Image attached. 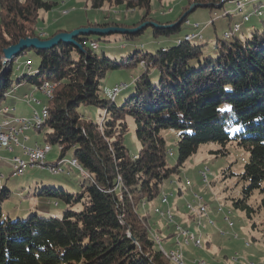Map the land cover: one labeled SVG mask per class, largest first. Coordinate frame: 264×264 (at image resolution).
Instances as JSON below:
<instances>
[{
	"label": "trees",
	"instance_id": "1",
	"mask_svg": "<svg viewBox=\"0 0 264 264\" xmlns=\"http://www.w3.org/2000/svg\"><path fill=\"white\" fill-rule=\"evenodd\" d=\"M88 1L95 10L108 4L127 11L141 10L144 16L132 26L110 20L83 29L133 31L150 19L151 0ZM186 1L188 6L221 2ZM245 3L236 5V13L243 12ZM54 6L46 0H0V105L21 84L28 83L37 92L44 85L52 86V99H46L42 107L47 115L36 114L40 122L32 129L43 135L41 148H50L45 158L56 147L59 161L45 163V168L38 170L62 174L69 155L84 178L66 181L74 192L62 186L38 192L54 207L62 206L60 214L39 215L30 210L24 218L14 219L3 214L2 205L10 198V191L0 181V264H171L150 235L146 215H139L135 207H145L158 197L164 181L177 174L200 145L214 144L219 148L216 154L222 156L227 154L228 145L244 151L246 159L239 175L244 186L241 199L232 201L233 207L243 209L254 191H264V3L254 7L260 18L258 25L239 35L240 26L234 24L231 31L222 34L223 40L214 41V56L204 55V45L192 42L196 37L200 41L201 36L191 34H185L174 46L135 51L126 58H108L98 46L101 40L114 43L116 40L109 41L112 35L131 40L145 27L135 34L101 35L98 40L79 35L73 44L26 48L3 63V50L20 40L47 41L57 35L41 38L34 26L38 12H49ZM186 17L178 25L177 20L158 24L168 27L154 28L152 37H171L180 31ZM223 17L231 21L229 13ZM248 22V16L242 18V23ZM30 55L39 60L35 68L30 59L25 60V67L33 68L32 75L12 80L14 63ZM134 67L142 70L131 85L101 91V81L109 73ZM117 86L119 91L112 96ZM123 90L128 91L127 96L118 101ZM80 107L101 111L100 121L80 114ZM123 120L133 123L140 145L136 154L129 155L124 145L127 123ZM166 131L176 136L178 158L171 168L166 163ZM57 170L59 173H52Z\"/></svg>",
	"mask_w": 264,
	"mask_h": 264
},
{
	"label": "rangeland",
	"instance_id": "2",
	"mask_svg": "<svg viewBox=\"0 0 264 264\" xmlns=\"http://www.w3.org/2000/svg\"><path fill=\"white\" fill-rule=\"evenodd\" d=\"M46 1L55 6L49 12H38L34 26L35 33L41 38H49L52 34H70L110 20L132 26L144 16V12L141 10L127 11L123 6L115 7L108 4H104L102 9L95 10L91 8L88 0ZM259 3L263 4L264 0H250L245 4L244 10L240 14L236 13V5L233 2H226L220 9L196 8L187 15L186 22L181 25L180 31L169 38L154 39L152 37L154 28L146 26L138 36L131 40L112 35L109 41L116 40L114 43L107 44L101 40L98 41V46L105 51L108 58H126L128 54L135 51L153 52L162 47L174 46L177 40L185 34H191L201 36L200 41L196 37L192 42L204 45V55L214 56L216 54L214 41L216 39L223 40L222 34L227 30L231 31L234 24L240 26L238 34H247L252 27L258 25L260 18L254 13V7ZM189 9L190 6L186 0H151L150 19L143 25L179 21V17ZM226 11L229 12L231 21H228L227 17H223L224 13H227ZM245 16L249 17L248 23H242V18ZM89 39L98 40L99 38L91 35ZM26 59L32 61L33 68L39 61L33 55L17 60L12 67V80L27 74L32 75L33 68L28 70L25 67ZM141 70L140 67H134L109 73L101 81V91L112 89L116 85H131ZM30 91L34 92L30 93ZM127 93L128 91L123 90L117 100L125 98ZM51 94H53V87ZM44 96L43 92H37L28 83L14 88L0 105L1 129L5 131L12 127L23 126V123L19 125L14 120L15 116L23 117L24 123H30V121L33 123V115H40L42 107L47 104V98ZM32 99L39 101L40 106L33 104ZM50 99H52V95ZM79 112L93 122H99L102 115V112L94 107H80ZM4 121L7 123H2ZM124 122L127 123L124 145L129 155L136 154L140 145L135 138L133 123L130 120ZM163 136L167 151L171 152V156L167 154L166 160L167 166L171 168L176 165L178 158L175 147L176 136L172 131L164 132ZM24 137L28 141L21 140V145L26 149L34 147L35 144L39 147L44 146L43 135L33 129L24 133ZM226 149L227 154L222 156L216 154V151L219 150L218 146L214 144L200 145L197 152L185 161L179 172L164 181L158 197L147 202L145 207L135 202L136 205L138 204L135 207L137 213L146 215L150 235L154 242L161 246L159 249L165 258L171 260V257L167 255L180 252L182 264H264V191H254L244 203L243 209L232 206L233 200L241 199L244 182L239 175L242 172L246 155L242 149L234 145H228ZM13 151V153H6L0 150V175L3 177L1 184L10 191V198L2 205L3 214L9 215L13 219L24 218L30 210L38 211L39 215L46 212H49L50 215L60 214L64 208L62 206L54 207L55 204H52L51 201L39 197L38 192L42 188L58 186L64 187L69 192L76 191L66 182H78L84 178V174L75 163L76 161H69L70 156L67 155L64 160L69 165H63L64 171L59 175H51L46 170L28 168L22 176L13 177L10 175L9 160L14 155H21L19 148H14ZM59 154V150L52 147L46 156V163L58 162ZM13 160L18 159L13 158L11 163ZM71 161L73 166H70ZM203 172L206 173V181L201 175ZM261 187L264 189V179ZM199 199H202V203L197 202ZM164 201L168 202L162 204ZM200 206L205 207L206 214L201 209L198 210ZM157 209L162 212L169 211L172 221L168 222L156 214ZM219 209L222 210L221 213L218 212ZM42 211L44 213H41ZM229 222L232 227L228 225ZM185 231L189 238L195 237L200 240V248L196 247L191 239L188 243L185 242V237L182 234Z\"/></svg>",
	"mask_w": 264,
	"mask_h": 264
},
{
	"label": "water",
	"instance_id": "3",
	"mask_svg": "<svg viewBox=\"0 0 264 264\" xmlns=\"http://www.w3.org/2000/svg\"><path fill=\"white\" fill-rule=\"evenodd\" d=\"M237 0H221V2L217 5H200V4H193L190 6V9L183 15V17L176 23V25L180 24L182 19L186 17L189 13L193 12L196 8H216L220 9L226 2H235ZM145 24V23H144ZM143 25V24H142ZM141 26V25H140ZM146 26H151L153 28H167L163 26H158L153 23H149L146 25H143L142 27H138L133 31H128L125 29L121 28H107V29H99V28H89V29H80L78 31H74L70 34H63V35H56L53 38L47 40V41H39L38 39H24L20 40L16 45L10 46L7 49L3 50L2 52V60L3 63L6 61H9L12 59L14 56H16L20 51L26 48H33V49H49L52 48L53 46L57 45L60 42L63 43H74L73 39L79 35L81 36H91V35H96V36H101V35H108V34H135L139 32L141 29L145 28ZM46 163V159L45 162ZM78 166V164H77ZM79 167V166H78ZM80 169V168H79ZM82 172V171H81ZM83 173V172H82ZM84 174V173H83ZM159 247V245L157 244ZM164 257V256H163ZM165 258V257H164ZM168 260L171 264H175L173 261L165 258Z\"/></svg>",
	"mask_w": 264,
	"mask_h": 264
},
{
	"label": "built area",
	"instance_id": "4",
	"mask_svg": "<svg viewBox=\"0 0 264 264\" xmlns=\"http://www.w3.org/2000/svg\"><path fill=\"white\" fill-rule=\"evenodd\" d=\"M246 1L247 0H237L234 2V4L241 5V3H245ZM93 48H95V45H93ZM51 88L52 87L50 85H47L46 87H43L42 89H40L39 92H43L46 98L48 99ZM118 91H119V87L117 86L112 90L111 95L115 96ZM32 101L33 103H36L37 105L40 104L38 101L34 99H32ZM41 115L43 118L46 117L47 112L45 108L42 109ZM34 126L35 125H25V127H23L22 130H11V132L0 133V150L11 152L14 147H21L22 150L24 151V155L26 156V160H22L18 157L15 158V159H20V168H11L10 175L13 177H18L19 172H25L28 168H37L40 170H43L45 168L44 162H45V150L46 149H43L36 145L32 148L26 149L22 147L21 144L19 143V137L23 134V132L28 129H32ZM167 154L170 155L169 153ZM52 173H59V172H52ZM201 175L203 177V180L207 179L205 174H201ZM1 180H3V177L0 175V181ZM164 202H168V201H164ZM228 225H231L232 227V224L230 222ZM186 234L187 232L185 231L184 237ZM194 243H195V246L198 247V242H194ZM172 258H175L180 261V254L177 252V254H175V257H172Z\"/></svg>",
	"mask_w": 264,
	"mask_h": 264
},
{
	"label": "bare ground",
	"instance_id": "5",
	"mask_svg": "<svg viewBox=\"0 0 264 264\" xmlns=\"http://www.w3.org/2000/svg\"><path fill=\"white\" fill-rule=\"evenodd\" d=\"M250 0H247V3L249 2ZM247 3H245V4H247ZM245 4H244V6H245ZM243 6V7H244ZM237 9V8H236ZM47 85H44L43 87H46ZM42 87V88H43ZM41 88V89H42ZM52 89V88H51ZM51 91H50V93H49V96H48V98H50L51 97ZM46 112H47V109H46ZM34 121H35V124L33 123V124H31V123H24L25 121H23L22 123L24 124L23 126H20V128H13V129H10L8 132H11V130H22L23 129V127H25V125H37L39 122H40V119H39V116H37L36 114H35V116H34V119H33ZM39 125V124H38ZM0 133H5L2 129H1V127H0ZM43 147V146H42ZM43 149H46L45 150V154L50 150V148L49 147H44ZM168 153L170 154L169 156H171V152H169L168 151ZM48 155V154H47ZM46 159V158H45ZM12 163H13V161H12ZM12 163H11V165H10V167L12 168ZM70 165L71 166H73L72 165V162H70ZM47 167H49V166H47ZM75 167V166H74ZM13 168H20V160L18 161V162H16L15 164H13ZM52 171V170H51ZM54 171V170H53ZM57 172H59L58 170H57ZM23 173H25V172H19V176H21ZM204 173V172H203ZM202 174V173H201ZM205 175H206V173H204ZM204 181H206V180H204ZM188 183V182H187ZM187 185V184H186ZM188 185H189V183H188ZM187 185V186H188ZM166 198V197H165ZM202 201V199H199L197 202H201ZM165 204L166 202H162V204ZM202 203V202H201ZM188 209H190V207H188ZM199 209H201L202 211H204V214H206V211H205V208L204 207H202V206H200V207H198V210ZM197 210V211H198ZM218 212L219 213H221L222 212V210L221 209H219L218 210ZM200 213H201V211H200ZM157 214H159L161 217H166L167 218V220H168V222H171L172 221V219L170 220V213L167 211L166 213H163V212H160L159 210H157ZM202 214V213H201ZM226 220L228 219V218H225ZM230 227H231V225H229ZM178 229V228H177ZM180 231V230H179ZM181 233V232H180ZM183 235H184V232L182 233ZM192 240V242L194 243V242H198V248H200V246H201V242H200V240L199 239H196L195 237H188L187 235H185V242H187L188 243V241L189 240ZM194 245H195V243H194ZM169 254V253H168ZM175 254H177V252H173V253H170L169 255H167V256H169V257H171V260L175 263V264H182V260H181V253L179 252V254H180V261L179 260H177V259H175V258H172V257H175ZM167 258V257H166Z\"/></svg>",
	"mask_w": 264,
	"mask_h": 264
},
{
	"label": "crops",
	"instance_id": "6",
	"mask_svg": "<svg viewBox=\"0 0 264 264\" xmlns=\"http://www.w3.org/2000/svg\"><path fill=\"white\" fill-rule=\"evenodd\" d=\"M223 7V6H222ZM227 12V11H226ZM227 13H229V12H227ZM42 36H44V35H42ZM30 93H32V92H30ZM40 103V102H39ZM33 104H35V103H33ZM41 104V103H40ZM40 104L39 105H37V104H35V105H37V106H40ZM6 109V108H5ZM35 115V114H34ZM34 115H33V117H34ZM14 120L20 125L25 119H23V117L22 118H20V119H15L14 118ZM3 123V122H2ZM7 122H4V124H6ZM1 127V126H0ZM13 128H17V127H12V128H10V129H13ZM19 128H20V126H19ZM10 129H8V130H5L4 132H8ZM18 129V128H17ZM29 130H31V129H28V130H26V131H24L23 132V134L19 137V143L21 144V140H25V141H28V139L27 138H25L24 137V133H26L27 131H29ZM36 145V144H35ZM22 146V145H21ZM14 148H19L20 149V151H21V155H14L10 160H9V168H10V170H11V167H10V165H11V160L13 159V158H16V157H18V158H20V159H25L26 158V156L24 155V151L22 150V148L21 147H14ZM14 148L12 149V151H11V153H13L14 151ZM4 151V150H3ZM6 153H10L9 151H5ZM23 157V158H22ZM20 159H18V160H20ZM15 161H17V160H13V163L15 162ZM13 163H12V165H13ZM192 219V218H191Z\"/></svg>",
	"mask_w": 264,
	"mask_h": 264
}]
</instances>
